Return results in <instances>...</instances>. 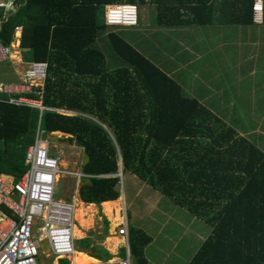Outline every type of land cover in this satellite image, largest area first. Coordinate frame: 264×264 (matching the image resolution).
<instances>
[{
  "label": "trees",
  "instance_id": "16d2710c",
  "mask_svg": "<svg viewBox=\"0 0 264 264\" xmlns=\"http://www.w3.org/2000/svg\"><path fill=\"white\" fill-rule=\"evenodd\" d=\"M15 1L0 38L9 44L21 26L25 57L47 63L43 105L76 112L46 109L40 127L71 134L88 154L82 170L94 176L80 187V199L117 198L116 174L130 172L209 227L186 264H264V150L255 136L227 125L104 20L106 4L150 3L158 25L206 24L216 0ZM229 2V22H252L254 0ZM6 97L0 94V175L17 180L27 168L39 111ZM128 234L130 255L147 264L150 236L136 227Z\"/></svg>",
  "mask_w": 264,
  "mask_h": 264
},
{
  "label": "crops",
  "instance_id": "0c3cea01",
  "mask_svg": "<svg viewBox=\"0 0 264 264\" xmlns=\"http://www.w3.org/2000/svg\"><path fill=\"white\" fill-rule=\"evenodd\" d=\"M107 5L110 4H106L105 7ZM146 5H151L152 7L154 6L156 14L157 8L155 7V5ZM17 7L18 5H16L13 11H11L9 14L15 12ZM231 12L232 8L229 0H216L212 20L206 24H185L181 26H166L158 24H155V26L151 25L152 27L150 31H152V34H157L158 32H160L159 38L161 37L162 39H164L163 45L164 43L169 41L164 45L165 48H167L169 51L167 50L168 52L161 53V51L154 50L158 52V54H154L153 57L148 55L145 56L151 62L156 64L162 71L172 77L177 83H179L181 88H183L186 93L202 101V103H204L209 110H211L215 115L221 118L227 125L235 124L239 127L242 126V129L237 128L239 134L246 135L253 133L256 138L255 143L260 146L259 148H262V144L264 142V23L262 22V20L261 22H256L253 18L252 22L247 24L232 23L228 21ZM138 24L139 23H137V25L135 26L123 27H136L138 26ZM21 32V26L19 30L14 29L13 38L10 41V44L12 45L14 51L15 48L18 47L22 49L23 52L22 50L20 52L19 50H16V53L18 51L19 55H16V58L10 61H14V63L21 67L20 74L22 78L23 70L25 68V63L23 62L34 60L25 59L24 52L28 51V49L22 48L20 45ZM154 34L153 37H155ZM167 35L171 37V40L168 39L169 37H166ZM13 40H15L17 43V46L15 47L12 44ZM149 45L154 47L152 43ZM133 46L136 47L135 45ZM156 55L159 56L160 60L154 58L156 57ZM21 57L23 61L20 59ZM164 58H175L179 62L177 63L176 61L172 63L169 61L167 63L168 66L166 67L162 65V59ZM195 63H197L196 72L192 71L190 74L186 75H178L177 73V75H175V71L178 72L180 69H186L190 65L192 66ZM207 65L210 68V71H213L214 73H209V70L205 72V67H207ZM15 73H17V70L10 71V73L7 72V75H9V77L15 79L1 78L0 81H13L18 79L17 75L16 77L13 76ZM213 75H216V77H218L216 79L222 80L221 82H219V88H213L208 85V78L212 77ZM51 110L60 113L61 111L59 110L63 109L52 108ZM39 116L40 111L38 113L36 127L39 122ZM235 120L239 121L235 122ZM250 120H252L251 124H249ZM54 132L64 133L60 131L47 133L50 137V140L53 141H55L52 138V134ZM64 134L65 136L68 135V133ZM75 142L77 144L76 140ZM85 154L86 153H84V155ZM83 165H85L84 159L81 168L73 171H83ZM121 174L122 173L120 169L116 175L119 176ZM4 176L12 179L7 175ZM71 177L73 178L76 186L75 195L72 202H65L72 203L73 209L74 202L77 201L78 204L80 202L82 210L84 214H86L85 210H93L96 206V203H92L93 206L86 207L85 209V206L89 203H84L79 197V189L80 187L84 186L83 184H81L84 179L77 181L73 176ZM90 179L92 180V178ZM90 184H92V182ZM119 198H121V200L118 201L117 205L122 214L120 216V211L118 212L119 220L115 225L118 226L117 233L113 231V228L115 226L113 225L114 223L112 221L113 213L117 208V206L115 205H112V212L109 213L112 217L110 219L111 229L108 230V232L104 234L103 237L101 236L99 240L94 238L93 233L90 229H85V225L81 226L78 223L79 234L81 237L75 238L74 241H83V239L88 236L87 232H89V237H93V239L92 241H87V244L89 245L88 247H82L80 246V244L74 243V252H84V254H87L88 257L92 258L96 262L94 264H120V262L125 260L126 257H128L129 264H134V261L136 263L135 258L129 253L128 231L130 224L128 223L129 216L124 209L125 201L123 191H119V196L117 198L112 200H105V202L114 201ZM101 202L97 204V207L102 206L100 205ZM103 208L104 207L102 206L99 211L104 217V223L108 226L107 220L109 219H105V215L107 214V212L104 211ZM87 216L88 214H86L82 220H86L85 218ZM122 227L126 228V234H120L119 229ZM139 228L142 229L147 235H149L151 238L150 241H152V236L148 233V231L142 227ZM41 241V253H43L46 257H52L51 264H59L61 259L67 260V264H70L73 254L66 258H57L50 253L49 248L48 252L44 253ZM150 243L151 242L146 244L143 249L144 257L146 254L145 258L147 260V264H149V259L147 258V250ZM99 248H101L102 251L99 250ZM40 264H45L44 260H42Z\"/></svg>",
  "mask_w": 264,
  "mask_h": 264
},
{
  "label": "built area",
  "instance_id": "2783aa9c",
  "mask_svg": "<svg viewBox=\"0 0 264 264\" xmlns=\"http://www.w3.org/2000/svg\"><path fill=\"white\" fill-rule=\"evenodd\" d=\"M16 5L15 0H0L3 13L0 30L2 22ZM252 9L254 21L261 22L262 0H254ZM104 20L113 26L136 25L138 7L131 3L107 5ZM14 29L19 30L20 26ZM14 54L19 55L10 43L4 44L0 38V63L13 60ZM20 59L23 61L22 57ZM23 63L21 80L0 81V94L7 96L5 101L8 103L37 108L41 116L44 110L52 109L42 103L47 63ZM40 116L33 142L25 151L26 170L17 180L0 175V264H40L37 243L44 239L50 253L57 258L69 257L75 249L73 205L54 199L55 187L63 174L73 176L77 181L94 175L59 167V158L51 155L50 137L40 127ZM119 232L126 234V228H120ZM120 264H129L128 257Z\"/></svg>",
  "mask_w": 264,
  "mask_h": 264
},
{
  "label": "rangeland",
  "instance_id": "374dc122",
  "mask_svg": "<svg viewBox=\"0 0 264 264\" xmlns=\"http://www.w3.org/2000/svg\"><path fill=\"white\" fill-rule=\"evenodd\" d=\"M137 5L139 19L138 26H116L112 29L118 30L128 42L135 45L138 50H140L144 55L153 57L154 54H158V52L154 50L161 51V53L168 52L169 50L165 48L164 45L169 41H167L163 45L164 39H162L161 37L159 38L160 32H158L157 34L153 33L155 36L153 37L152 31H150L152 27L151 25L155 26L156 24L154 6L152 7L151 5L148 6L141 3ZM166 37L169 36L167 35ZM168 39L171 40V37H169ZM15 43L16 41L13 40L12 44L14 45ZM148 43H152L154 47L150 46ZM16 50H19L20 52L22 49L17 47L15 48V51ZM103 51L106 52L107 58H112L111 49H109V46L105 45ZM26 54H28L27 51L24 52L25 56ZM154 58L160 60L158 55H156V57ZM25 59H28V56L25 57ZM162 61V65L167 67V63L169 61L173 63L176 62L177 59L164 58L162 59ZM109 62V66H111L112 64H116L115 61ZM178 62L179 61H177V63ZM196 68L197 63L192 66L190 65L186 69H180L178 72L175 71L174 73L175 75H177V73L178 75H186L190 74L192 71L196 72ZM208 68L209 67L207 65V67H205V72L209 70V73H214L213 71H210V68ZM14 70H17L18 73H15L13 75L14 77H16V75L18 76V79H16L15 81H20L21 67L19 65L14 63V61H6L0 63V79H15L7 75V72L10 73V71ZM216 78H218L216 77V75L209 77L208 85L213 88H219V82H221L222 80ZM59 111H61L60 113L63 114H76L75 112L68 111L66 109ZM251 123L252 120H250L249 124ZM262 148L264 150V142L262 144ZM50 151L51 155L59 157V167L61 169L73 171L81 168L84 159V152L83 149L76 144L74 138L71 142H68L66 140H51ZM119 180L120 182L118 187L119 191H123L124 194V209L126 210L127 215L130 218H128L130 227H142L146 229L152 236V241H150L151 243L147 250V258L149 259V264H186L208 234L209 227L202 220L196 217H192L186 209L176 205L173 201H171L158 191L154 190L151 186H149L130 172H124L123 174L119 175ZM75 190L76 186L73 178L69 175L63 174L58 178V183L55 187L54 199H61L64 201L72 202L75 195ZM95 205L96 206L94 207V209L89 211L86 209L87 206H85V212L86 214H88V216L85 218L86 220H84V228H88V230L90 229L93 233L94 238L99 240L101 236L103 237V235L111 229L110 219L112 217L109 213L112 212V207L110 209V212L105 215V219H109L107 220V226L104 223V217L99 211L102 206H99V208L97 207V204ZM103 209L105 211V207ZM119 214L121 216L122 212L120 211ZM78 225V222L75 220V227L79 230ZM113 231L117 233L118 226H115L113 228ZM87 235L88 236L85 237L83 241L80 242L76 240L74 241V243L80 244V246L82 247L87 246V241H92L93 239V237H89V232H87ZM74 237L79 238L81 236L80 234H77ZM37 248L38 261L41 262L42 260H44L45 264H51L52 257H46L43 253H41L39 243H37ZM99 250L102 251L101 248H99ZM134 264H136L135 261Z\"/></svg>",
  "mask_w": 264,
  "mask_h": 264
},
{
  "label": "bare ground",
  "instance_id": "6f19581e",
  "mask_svg": "<svg viewBox=\"0 0 264 264\" xmlns=\"http://www.w3.org/2000/svg\"><path fill=\"white\" fill-rule=\"evenodd\" d=\"M14 47L17 46V44L15 43L13 45ZM14 58H16V54H14L13 56ZM121 200L120 198L119 199H116L114 201H108V202H101L100 205H102L103 207H105V211L107 213L110 212V209L112 207V205H115L117 206L115 212L113 213V225L115 226L117 224V221L119 220V217H118V212L120 211L119 207H118V201ZM85 203V202H84ZM86 205V204H85ZM87 207H91L93 206V204L89 203L86 205ZM84 212L82 210V207H81V203L79 202V204L77 203V201L74 202V209H73V218L74 220H76L81 226L84 225V221L82 220L84 218ZM84 230V229H83ZM77 234H79V230L74 226L73 227V235L76 236ZM96 263L92 258L88 257L87 254H84V252H74L73 253V256H72V260L70 262V264H94ZM56 264V263H55Z\"/></svg>",
  "mask_w": 264,
  "mask_h": 264
},
{
  "label": "water",
  "instance_id": "95a60500",
  "mask_svg": "<svg viewBox=\"0 0 264 264\" xmlns=\"http://www.w3.org/2000/svg\"><path fill=\"white\" fill-rule=\"evenodd\" d=\"M52 138L54 140H56V139H59V140H62V141L66 140L68 142H71L72 139H73L71 134H68V135L65 136L64 133H59V132H54L52 134ZM88 159H89L88 154H85L84 155V164L87 163ZM91 182H92V180L90 178H85L81 182V184L86 185V184H90ZM41 245H42L43 252L47 253L48 252V243H47V241L45 239L41 241Z\"/></svg>",
  "mask_w": 264,
  "mask_h": 264
}]
</instances>
